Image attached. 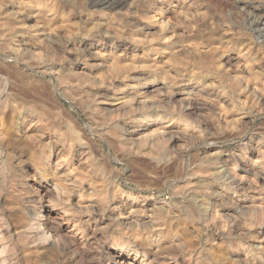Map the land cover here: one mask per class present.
<instances>
[{
  "label": "rangeland",
  "instance_id": "1",
  "mask_svg": "<svg viewBox=\"0 0 264 264\" xmlns=\"http://www.w3.org/2000/svg\"><path fill=\"white\" fill-rule=\"evenodd\" d=\"M262 11L0 0V264H264Z\"/></svg>",
  "mask_w": 264,
  "mask_h": 264
},
{
  "label": "bare ground",
  "instance_id": "2",
  "mask_svg": "<svg viewBox=\"0 0 264 264\" xmlns=\"http://www.w3.org/2000/svg\"><path fill=\"white\" fill-rule=\"evenodd\" d=\"M251 9V8H250ZM243 10H245L246 11V9H243ZM247 13H249V12H247ZM249 16V15H248ZM255 16V15H254ZM256 18L257 19H259V21L261 20L262 22H263V20H264V13H263V11L260 13V14H258V15H256ZM228 59V58H227ZM230 59H228V61H229ZM233 60V59H232ZM214 102H215V99H214ZM214 105V104H213ZM261 173V172H260ZM258 174V173H257ZM259 176H261V175H259ZM261 179L263 180V177H261ZM241 182V181H240ZM239 183V182H238ZM142 263H144V262H142Z\"/></svg>",
  "mask_w": 264,
  "mask_h": 264
}]
</instances>
